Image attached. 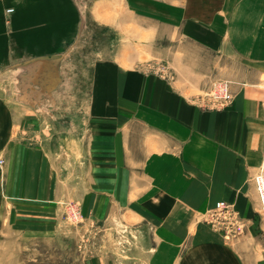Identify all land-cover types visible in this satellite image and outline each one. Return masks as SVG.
Returning <instances> with one entry per match:
<instances>
[{"label":"crops","instance_id":"0c3cea01","mask_svg":"<svg viewBox=\"0 0 264 264\" xmlns=\"http://www.w3.org/2000/svg\"><path fill=\"white\" fill-rule=\"evenodd\" d=\"M122 6L129 23H144L145 31L167 30L160 37L176 43L177 53L187 52L181 49L187 42L212 57L208 64L201 56L187 59L190 65L180 68L223 64L233 102L221 111L206 109L193 95L196 88L124 73L119 59L99 58L89 84L95 87L91 124L74 134L71 113L57 107L66 100L60 88L70 85L68 56L88 17H122ZM0 84L13 87L0 98L15 102L36 101L20 87L52 85V148L79 143L100 165H125L127 154L129 165L144 166L151 181L168 166L169 173L192 182L195 196L223 198L253 225L258 202L253 178L264 163V0H0ZM105 86H112V98ZM121 102L128 103L127 111ZM110 106L112 112L104 115ZM8 114L1 113L6 122L13 117ZM13 123H0V150L9 158ZM212 237L214 248L224 249L215 255L217 264H262L255 238L222 245Z\"/></svg>","mask_w":264,"mask_h":264},{"label":"rangeland","instance_id":"374dc122","mask_svg":"<svg viewBox=\"0 0 264 264\" xmlns=\"http://www.w3.org/2000/svg\"><path fill=\"white\" fill-rule=\"evenodd\" d=\"M123 9L118 7L122 17H88L87 29L68 56L70 85L60 88L66 100L57 107L71 113L74 134L91 124L95 87L89 84L99 58L119 59L124 73L196 88L193 95L206 109L221 111L233 102L223 64L212 70L180 68L187 59L201 56L208 64L212 57L187 42L181 45L187 52L177 53L176 43L168 45L160 37L167 30L145 31L144 23H129ZM223 85H228L229 99L221 97ZM12 88L0 84V97H8ZM20 88L36 101L0 98V123L17 125L9 134L10 158L0 150V264H217L215 255L224 249L214 248L212 235L222 245L247 235L255 238V248L259 241L264 253V217L255 183L264 163L253 178L258 202L252 225L223 198L195 196L192 182L169 173L168 166L151 181L144 166L129 165L127 154L125 165H100L79 143L52 148V85ZM103 92L113 97L112 86ZM110 107L104 115H110ZM120 108L127 111L129 105L121 102ZM3 111L13 116L7 122ZM221 201L229 205L222 215L216 208Z\"/></svg>","mask_w":264,"mask_h":264},{"label":"built area","instance_id":"2783aa9c","mask_svg":"<svg viewBox=\"0 0 264 264\" xmlns=\"http://www.w3.org/2000/svg\"><path fill=\"white\" fill-rule=\"evenodd\" d=\"M11 11L12 10H10L9 12H11ZM219 89H220L221 97H223L225 99L230 98L228 85H223V87L220 86ZM255 183H256L257 191H258L259 197H260V203H261V211L260 212H261L262 217H264V171H261L260 173H258L256 175ZM216 208H217L218 214L222 215L223 213H227V210L229 209V205L226 202L221 201L217 204ZM239 223H241V222L239 221L238 224ZM236 224H231V225L236 226ZM232 231H233V229H232Z\"/></svg>","mask_w":264,"mask_h":264}]
</instances>
